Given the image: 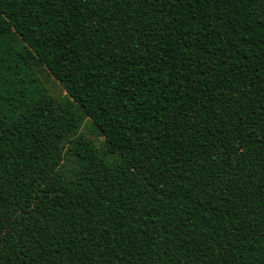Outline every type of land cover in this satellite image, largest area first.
I'll list each match as a JSON object with an SVG mask.
<instances>
[{"label": "trees", "instance_id": "1", "mask_svg": "<svg viewBox=\"0 0 264 264\" xmlns=\"http://www.w3.org/2000/svg\"><path fill=\"white\" fill-rule=\"evenodd\" d=\"M0 237V264H264V0H0Z\"/></svg>", "mask_w": 264, "mask_h": 264}, {"label": "rangeland", "instance_id": "2", "mask_svg": "<svg viewBox=\"0 0 264 264\" xmlns=\"http://www.w3.org/2000/svg\"><path fill=\"white\" fill-rule=\"evenodd\" d=\"M15 48L20 49L23 46L21 41H16L14 43ZM33 69L41 80L43 86L48 90V92L55 98L60 99L66 95L63 87L53 78L50 72L46 69V67L40 63H34ZM76 136H83L92 141L94 146L100 150L104 151L106 149L105 138L101 135V133L96 129V127L92 124L89 119H86L82 124L81 128L76 131L75 134L71 136L74 138ZM70 148V143L67 145V154L65 155L63 161V171L65 172L68 179H72L74 177V171L77 168V161L74 156L69 154L68 150ZM111 163H113L116 158L112 155H107L106 157Z\"/></svg>", "mask_w": 264, "mask_h": 264}, {"label": "snow or ice", "instance_id": "3", "mask_svg": "<svg viewBox=\"0 0 264 264\" xmlns=\"http://www.w3.org/2000/svg\"><path fill=\"white\" fill-rule=\"evenodd\" d=\"M0 239H2V237H0Z\"/></svg>", "mask_w": 264, "mask_h": 264}]
</instances>
